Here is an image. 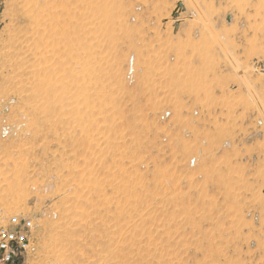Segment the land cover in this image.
<instances>
[{
  "label": "rangeland",
  "instance_id": "1",
  "mask_svg": "<svg viewBox=\"0 0 264 264\" xmlns=\"http://www.w3.org/2000/svg\"><path fill=\"white\" fill-rule=\"evenodd\" d=\"M15 212L29 264H264V0H0Z\"/></svg>",
  "mask_w": 264,
  "mask_h": 264
},
{
  "label": "built area",
  "instance_id": "2",
  "mask_svg": "<svg viewBox=\"0 0 264 264\" xmlns=\"http://www.w3.org/2000/svg\"><path fill=\"white\" fill-rule=\"evenodd\" d=\"M33 228V219L20 212L0 218V264H29Z\"/></svg>",
  "mask_w": 264,
  "mask_h": 264
},
{
  "label": "water",
  "instance_id": "3",
  "mask_svg": "<svg viewBox=\"0 0 264 264\" xmlns=\"http://www.w3.org/2000/svg\"><path fill=\"white\" fill-rule=\"evenodd\" d=\"M178 6L181 7V4L179 3ZM175 29L177 28V23L174 24Z\"/></svg>",
  "mask_w": 264,
  "mask_h": 264
},
{
  "label": "bare ground",
  "instance_id": "4",
  "mask_svg": "<svg viewBox=\"0 0 264 264\" xmlns=\"http://www.w3.org/2000/svg\"><path fill=\"white\" fill-rule=\"evenodd\" d=\"M2 202V201H1ZM6 205V204H5ZM11 210V209H10Z\"/></svg>",
  "mask_w": 264,
  "mask_h": 264
}]
</instances>
